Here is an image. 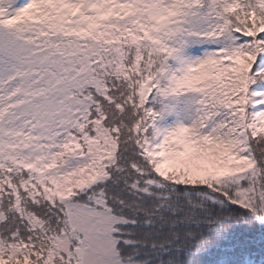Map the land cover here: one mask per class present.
Segmentation results:
<instances>
[{"label":"snow or ice","instance_id":"obj_1","mask_svg":"<svg viewBox=\"0 0 264 264\" xmlns=\"http://www.w3.org/2000/svg\"><path fill=\"white\" fill-rule=\"evenodd\" d=\"M28 3L0 0V264H196L237 225L264 226V0H117V19L133 17L122 44L89 52L80 77L10 23ZM161 141L169 158L155 160ZM90 169L103 183L70 182Z\"/></svg>","mask_w":264,"mask_h":264},{"label":"rangeland","instance_id":"obj_2","mask_svg":"<svg viewBox=\"0 0 264 264\" xmlns=\"http://www.w3.org/2000/svg\"><path fill=\"white\" fill-rule=\"evenodd\" d=\"M78 2L83 6L78 12H73V8H62V5L72 3V0H29L24 8L11 15L10 20L11 24L23 30V35L57 45L52 51L62 62L66 77H80L82 73L91 70L92 60L95 57L92 60L87 59L89 52L99 50L102 54L114 53L116 48L122 44V40L118 38L123 28L130 26L129 21L133 18L128 16L117 19V14L123 11L122 7L115 6L117 0H78ZM92 5H98V7ZM46 13H50V16ZM8 14L9 12L5 15ZM52 16L56 19H52ZM7 23L8 21L0 22V24ZM49 24H55L56 27L50 29ZM41 32L49 34L41 35ZM209 119L216 122L218 134L222 135L226 131V128L219 127L224 120L222 115H213ZM177 138L185 142L183 146L191 145L192 148L215 153L220 151L213 141H204L199 134H194L192 131H181L177 133ZM106 144L107 147L101 149V156L105 163H110L112 145L109 142ZM161 144L163 147L152 154L155 160L162 159L164 155L161 156L160 153H165L169 147L164 141H161ZM52 151L56 149L53 148ZM190 156L191 153H189V158ZM92 175L94 171L90 169L74 177L70 182L74 184L79 180L86 182L88 187L92 183H103L99 178L95 181L91 180Z\"/></svg>","mask_w":264,"mask_h":264},{"label":"trees","instance_id":"obj_3","mask_svg":"<svg viewBox=\"0 0 264 264\" xmlns=\"http://www.w3.org/2000/svg\"><path fill=\"white\" fill-rule=\"evenodd\" d=\"M8 12L7 6L0 7V16H4ZM2 22V21H0ZM104 54V53H103ZM167 151L164 153L162 159H168ZM137 163L143 167V163L137 160ZM184 163H190V158H186ZM121 166H125V172L120 174L123 177L125 174L131 176L130 173L127 172L126 162L120 161ZM170 176H175L176 173H170ZM182 178L185 180L193 179V177L182 174ZM135 177H131L132 182H135ZM127 181H123L120 183L119 188H123L124 184ZM101 184V183H100ZM142 188L145 185L141 186ZM151 192L154 195H160L165 189L160 188H151ZM53 194V193H52ZM123 194L124 196H128L127 192L120 193L116 187H111V195L118 196ZM137 197H140V193H136L134 197H132V203L135 204L137 202ZM250 227L253 228L251 233L247 232V227H242L237 225L234 227L226 238L222 240H213L207 248H205L201 254L197 257L196 264H260L261 258L264 257V245L260 243L261 234L264 233V226L253 224ZM129 239L133 242L129 244L127 247H122L121 255L132 252L135 247H139V244L136 241L139 239L137 236H131ZM251 241V256L248 259L244 258V255L249 249L245 246L243 242ZM141 253L145 251L144 248H141ZM138 258H143L141 257Z\"/></svg>","mask_w":264,"mask_h":264}]
</instances>
